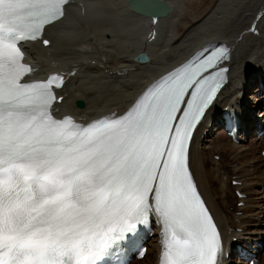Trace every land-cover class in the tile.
I'll use <instances>...</instances> for the list:
<instances>
[{
    "label": "snow or ice",
    "instance_id": "obj_1",
    "mask_svg": "<svg viewBox=\"0 0 264 264\" xmlns=\"http://www.w3.org/2000/svg\"><path fill=\"white\" fill-rule=\"evenodd\" d=\"M67 2L0 0V264H100L152 216L160 264H218L220 236L189 145L222 88L227 50L205 48L122 115L57 118L62 77L24 81L32 69L20 45L42 37ZM138 2L146 12L161 7Z\"/></svg>",
    "mask_w": 264,
    "mask_h": 264
},
{
    "label": "bare ground",
    "instance_id": "obj_2",
    "mask_svg": "<svg viewBox=\"0 0 264 264\" xmlns=\"http://www.w3.org/2000/svg\"><path fill=\"white\" fill-rule=\"evenodd\" d=\"M163 1L170 10L151 26L150 17L131 11L127 0H70L61 20L46 26L42 37L23 44L24 60L32 69L24 80H42L50 74L62 77L63 86L56 89L54 115L70 116L86 124L122 115L155 79L199 49L224 44L229 50V59L221 65L228 69L226 81L194 131L189 166L220 230L218 264H247L230 255L238 252V245L256 257L264 255V162L260 156L264 148V105L257 115L252 112L264 104V15L256 23L258 34L247 32L264 0H210L200 12L194 9L198 13L190 9L196 0ZM152 28L155 38L148 42L145 34ZM42 39L49 43L42 45ZM140 52L147 55V61L135 60ZM254 81L256 86L242 98ZM76 99L83 100L82 108L74 105ZM232 110H237L241 121L238 143L232 142L222 128L223 115L231 117ZM218 152L228 157L224 172L230 183L236 182L229 188L243 193L242 198L234 194L233 212L227 209L225 191L219 189L224 176L219 174L218 161L212 159ZM206 160H210L209 167ZM213 180L219 187L213 186ZM239 201L243 204L236 206ZM159 240L157 227L147 241L153 262L144 258L146 251L132 264H158ZM260 260L258 264H264Z\"/></svg>",
    "mask_w": 264,
    "mask_h": 264
},
{
    "label": "rangeland",
    "instance_id": "obj_3",
    "mask_svg": "<svg viewBox=\"0 0 264 264\" xmlns=\"http://www.w3.org/2000/svg\"><path fill=\"white\" fill-rule=\"evenodd\" d=\"M210 0H196L194 3H193V5L195 6V7H193L192 6V4H191V6L192 7H190V9H191V11L192 12H194V13H198V12H200L201 10H203L204 8H206L207 6H208V2H209ZM200 4V5H199ZM196 7H198V8H196ZM192 8H193V10H192ZM194 9H197V11L196 10H194ZM200 10V11H199ZM255 82V81H254ZM254 83L252 82L251 83V86H250V89H248V90H246V91H244L242 94H241V97L242 98H244V96L245 95H247L248 93H251V91L253 90V88H254ZM244 101V100H243ZM262 105H264V104H262ZM261 105V106H262ZM263 107V106H262ZM256 112H259V110L258 111H256ZM255 115V114H254ZM221 140V139H220ZM210 155V154H209ZM226 157L227 156H224L223 154H221L220 152H218V154H213L212 155V159H214L215 161H218L217 163H219L220 165H219V174L220 175H222V176H224L223 178V180L221 181V185H220V190H223V194H224V198L226 199V205L228 204V206H227V209H228V211L229 212H233L234 210H235V204L233 203V201H234V197H235V193H234V190L232 189V188H229V184H231L230 183V181H229V177H228V174L226 173V172H224L225 170H226V165H227V161H226ZM228 158V157H227ZM209 161L210 160H206V166L207 167H209ZM264 168V166H262V168L261 169H263ZM224 172V173H223ZM224 181V182H223ZM213 186H215V184L219 187V185H218V182L216 181V180H213ZM222 184H224L223 185V188H222ZM222 188V189H221ZM227 189V190H226ZM217 192V191H216ZM215 201L216 202H218V204L220 203V199L217 197V198H215ZM237 205L236 206H238V202L236 203ZM221 206V205H220ZM222 207V206H221ZM226 209V210H227ZM262 244L264 245V241L262 242ZM153 256H152V253L150 252L149 253V250L147 251V253H146V255H145V257L144 258H147L149 261H151V262H153L152 261V258ZM230 258H232L231 257V255H230ZM260 258L263 260L262 262H264V255H263V258L262 257H258V262H260L261 260H260Z\"/></svg>",
    "mask_w": 264,
    "mask_h": 264
},
{
    "label": "water",
    "instance_id": "obj_4",
    "mask_svg": "<svg viewBox=\"0 0 264 264\" xmlns=\"http://www.w3.org/2000/svg\"><path fill=\"white\" fill-rule=\"evenodd\" d=\"M127 4L129 6L130 10H132L134 13L144 15L147 17H151L152 15L164 16L170 10V7L163 0H159V4L161 5L160 8H158L157 10H149L147 12L139 4L138 0H127ZM43 41H42V43H43ZM135 59L139 62H145V61H147V55L144 52H142V53L137 54ZM75 105L78 108H82L84 106V102L81 99H76Z\"/></svg>",
    "mask_w": 264,
    "mask_h": 264
}]
</instances>
